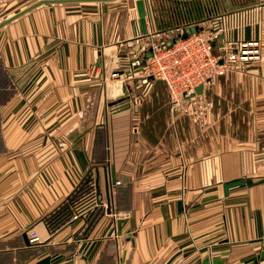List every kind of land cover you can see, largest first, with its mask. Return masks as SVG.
<instances>
[{"label":"crops","instance_id":"obj_1","mask_svg":"<svg viewBox=\"0 0 264 264\" xmlns=\"http://www.w3.org/2000/svg\"><path fill=\"white\" fill-rule=\"evenodd\" d=\"M137 1L44 3L0 28V264H264V0H145L150 31L215 20L217 52L261 40L215 79L245 90V137L173 111L163 81L122 80L145 40Z\"/></svg>","mask_w":264,"mask_h":264},{"label":"built area","instance_id":"obj_2","mask_svg":"<svg viewBox=\"0 0 264 264\" xmlns=\"http://www.w3.org/2000/svg\"><path fill=\"white\" fill-rule=\"evenodd\" d=\"M223 16L216 20L222 21ZM191 26H195L198 30L187 35L186 29ZM219 30H222V27L215 20L204 23L202 27L196 24H184L182 27L173 29L149 30L143 35L145 40L138 51L139 55L132 59L130 68L122 80L135 77L136 73H143L147 78L152 77L163 81L166 84L173 111L182 109L193 102H199L217 77L243 69L248 63L262 58V42L258 38L226 41L218 46L217 52L215 41ZM148 53L151 55L147 56ZM111 77L119 79L121 74L115 71ZM200 85L203 86V94L196 93V88ZM120 106L121 104L119 108ZM107 183L108 187L112 188L121 182H113L109 177ZM101 205L108 216L120 218L121 214L115 210L111 199L102 202ZM77 209L80 213L82 207ZM78 216V214L75 215L76 218ZM30 240L39 242V234L31 231Z\"/></svg>","mask_w":264,"mask_h":264},{"label":"rangeland","instance_id":"obj_3","mask_svg":"<svg viewBox=\"0 0 264 264\" xmlns=\"http://www.w3.org/2000/svg\"><path fill=\"white\" fill-rule=\"evenodd\" d=\"M32 1L36 0H0V10L9 13L11 8L23 6L30 2L32 3ZM244 70L245 68L232 72H243ZM222 78H219L221 80H214V82L210 84L205 96L199 102H193V104H189L175 112L183 114L192 113V115L197 118H199V114L202 112L204 117H207L209 131L212 130V132H232L233 123L237 121L240 127L237 128L235 132H237L239 136L245 137L248 133L247 107L249 103L248 99H246L245 90L236 88L233 91L231 81L227 80L226 83H224L225 78ZM110 85L112 93L108 95V98L109 100H114L119 106L122 103L120 101V97H122L120 92L122 89L119 87V83L115 84L112 82ZM233 93L235 94L233 95ZM163 98V95L160 94L157 96V102L162 103ZM233 103L241 107L235 111H231Z\"/></svg>","mask_w":264,"mask_h":264},{"label":"water","instance_id":"obj_4","mask_svg":"<svg viewBox=\"0 0 264 264\" xmlns=\"http://www.w3.org/2000/svg\"><path fill=\"white\" fill-rule=\"evenodd\" d=\"M86 1H106V0H39V1L35 2V3H33L32 5L28 6L27 8L23 9L22 11L16 13L15 15L7 18L3 22H1L0 23V28L2 26H4L5 24H7L8 22L16 19L17 17L25 14L26 12L38 7L41 4H44V3L86 2ZM137 9H138V13H139V16H140V19H141L143 33L147 34L149 32V29H148V26H147L148 11H147V4H146L145 0H138L137 1ZM197 30L198 29L195 26H191V27L186 29V34L190 35V34H192L194 32H197ZM150 55H151L150 53L147 54V56H150ZM203 92H204V90H203V86L202 85H200L199 87L196 88V93L197 94H203ZM244 182H245L244 179H238V180H233V181L226 182L224 184L225 194L228 195L229 189L231 187L240 185V184H242Z\"/></svg>","mask_w":264,"mask_h":264},{"label":"bare ground","instance_id":"obj_5","mask_svg":"<svg viewBox=\"0 0 264 264\" xmlns=\"http://www.w3.org/2000/svg\"><path fill=\"white\" fill-rule=\"evenodd\" d=\"M122 89V88H121Z\"/></svg>","mask_w":264,"mask_h":264}]
</instances>
